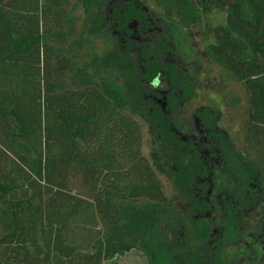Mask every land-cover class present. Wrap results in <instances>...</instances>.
I'll return each mask as SVG.
<instances>
[{
	"label": "trees",
	"instance_id": "1",
	"mask_svg": "<svg viewBox=\"0 0 264 264\" xmlns=\"http://www.w3.org/2000/svg\"><path fill=\"white\" fill-rule=\"evenodd\" d=\"M5 5L0 264H101L133 249L148 264H264V0H38V28L28 32L5 26ZM77 7L82 16L71 14ZM146 7L173 29L154 51L124 41L146 23ZM214 10L226 20L207 26L214 40L206 49L245 90L244 148L215 130L221 98L200 94L159 56L176 46L189 56L187 25ZM71 71L76 85L63 78ZM166 78L180 98L165 110L200 98L219 160L167 123L155 96ZM146 124L159 136L149 155ZM212 180L239 198L216 201ZM245 238L257 251L250 259Z\"/></svg>",
	"mask_w": 264,
	"mask_h": 264
},
{
	"label": "flooded vegetation",
	"instance_id": "2",
	"mask_svg": "<svg viewBox=\"0 0 264 264\" xmlns=\"http://www.w3.org/2000/svg\"><path fill=\"white\" fill-rule=\"evenodd\" d=\"M146 0H142V2H145ZM148 9V16L146 17V23H148L149 26H146V23L142 25V29H133V32L125 35L124 41H127L129 38L132 40V42L138 46V50L142 51L143 47L146 46L147 50H153L154 51V45L158 44L160 40L169 37H172L173 29L167 25L165 20H163L160 16H153L151 15V11ZM198 26H200L198 28ZM204 26L201 23L198 24H188L186 27V33H187V46L191 49L189 52V56H186L185 53L180 49L178 51V48L176 46V51H164L159 56L163 60L170 59L171 64L174 66V70L178 73H185L188 78L191 80V82L196 81L199 86V91L204 87L207 88V91H211L212 94H210L211 97H214L215 99H220L221 95L218 93L220 88V82L217 84V78L213 77V75L206 74L203 75V63H210L215 64L213 62L211 56L208 54L206 46L205 49L202 50L199 46L196 44V36H200L204 34L206 36V31L200 29ZM165 37V38H164ZM207 38V36H206ZM158 41V42H156ZM139 43V45H138ZM207 45V44H206ZM136 48V49H137ZM193 49V50H192ZM164 53V54H163ZM167 54V55H166ZM220 67V66H219ZM167 81L162 82V80L157 81V92L156 99H158L159 103L163 104L164 111L165 107L169 104L172 96L177 99L180 98V95H177V86L172 84V81L170 78H166ZM174 93V95H172ZM200 93V92H199ZM201 94V93H200ZM171 95V96H170ZM227 94L224 98H226ZM169 98V99H168ZM231 98V97H229ZM222 99V98H221ZM217 103V106L220 107V114L217 117V120H215V130L220 129L224 134H226L229 138H235L236 142L233 144L237 145L239 148L245 147V142H243V138L238 139V136L234 137L232 134L228 131L227 125L223 124L222 119L224 117L223 110L226 109H232L234 108L232 104L229 102H226L224 100H221ZM201 99H197V102L191 103L187 106L184 104H179L177 109L172 112L171 110H168L165 112L166 115V121L170 124V127L180 136L182 141H184L187 145H193L194 147H205L210 146L209 148L213 150L214 155H212L211 159L213 161H217L220 159L221 156H217V150H219L218 141H216L215 137L208 138V135L210 131H212V127H205V125L202 123L201 117L198 115V110L201 108ZM225 109V110H226ZM241 130H245V121L243 125L241 126ZM152 144H156V141L159 139V136H157L154 132H152ZM243 137V136H242ZM214 174V170L212 172V177ZM210 195L212 198L218 202H221L223 199L227 202V199L230 197L239 198L238 195H236L231 190H228L225 186L219 185L216 186L215 182L212 180L210 190ZM245 204L247 205V202L250 200L248 198H245L243 200ZM244 215H245V209H244ZM241 243L245 245V249L242 248L243 251H245V259H250V256L252 254H256L257 251H255L254 243H252L249 239L245 238L241 240ZM254 244V245H253ZM264 250V246H263ZM264 260V254L263 258Z\"/></svg>",
	"mask_w": 264,
	"mask_h": 264
},
{
	"label": "rangeland",
	"instance_id": "3",
	"mask_svg": "<svg viewBox=\"0 0 264 264\" xmlns=\"http://www.w3.org/2000/svg\"><path fill=\"white\" fill-rule=\"evenodd\" d=\"M37 3L38 0H6V5L2 8L5 26L14 28L19 27L20 30L25 29L26 32L36 30L39 24V11L37 8ZM71 11V14L74 16L83 15V10L81 7H77L75 9H72ZM225 20L226 13L221 10H214L213 12L204 15L202 18L204 26H202L203 28L200 29L204 30V32L206 31L207 38L204 34L200 36L197 35L195 37L197 46L204 50L206 44L214 40L213 35H210L207 29L208 25H210L211 27H215L219 24H224ZM199 27L200 26H198V28ZM96 46L98 51L101 52L103 44L100 40L96 41ZM202 63V74L206 75L208 73L210 75H213V77L217 78V84H219V82L221 83L219 86V90L221 91H219L218 93L221 95L222 100L229 102V104L231 103L234 107L230 110L226 108V110H223V124L227 125V129L232 134V136H238V139H241L242 135L244 134L241 130V126L243 125L247 116V97L244 88L227 71H225L218 65L204 63V60L202 61ZM63 78L65 79V82L69 85H76L78 83L74 71L69 72L68 74L63 76ZM206 89H201L200 93L204 94ZM226 94L227 96L226 98H224ZM146 132L147 133L145 135L144 151L149 155L152 149L153 136L148 124H146ZM160 177L164 184V189L166 193L170 196H173L174 190L171 186V183L168 181L166 176L162 175ZM101 264H148V261L139 250L133 249L128 253L119 255L113 260L104 261Z\"/></svg>",
	"mask_w": 264,
	"mask_h": 264
},
{
	"label": "clouds",
	"instance_id": "4",
	"mask_svg": "<svg viewBox=\"0 0 264 264\" xmlns=\"http://www.w3.org/2000/svg\"><path fill=\"white\" fill-rule=\"evenodd\" d=\"M153 83H156V81H154Z\"/></svg>",
	"mask_w": 264,
	"mask_h": 264
}]
</instances>
